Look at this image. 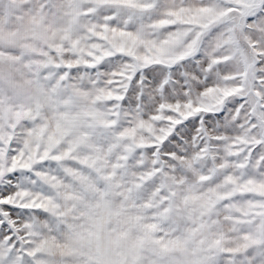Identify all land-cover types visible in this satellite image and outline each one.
<instances>
[{"label":"snow or ice","instance_id":"6c2138e0","mask_svg":"<svg viewBox=\"0 0 264 264\" xmlns=\"http://www.w3.org/2000/svg\"><path fill=\"white\" fill-rule=\"evenodd\" d=\"M0 264H264V0H0Z\"/></svg>","mask_w":264,"mask_h":264}]
</instances>
